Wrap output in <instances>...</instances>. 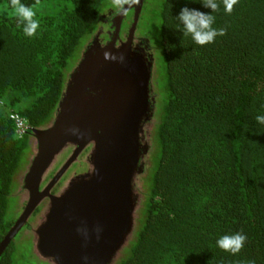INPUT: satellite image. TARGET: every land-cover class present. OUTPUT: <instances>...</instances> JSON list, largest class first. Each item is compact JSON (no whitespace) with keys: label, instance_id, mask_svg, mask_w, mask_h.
Returning a JSON list of instances; mask_svg holds the SVG:
<instances>
[{"label":"trees","instance_id":"obj_1","mask_svg":"<svg viewBox=\"0 0 264 264\" xmlns=\"http://www.w3.org/2000/svg\"><path fill=\"white\" fill-rule=\"evenodd\" d=\"M22 2L45 10L28 37L0 0V244L27 203L32 131L53 122L84 55L110 41L118 16L112 0ZM218 2L213 27L226 33L204 46L177 19L185 6L211 13L202 0H139L122 16L117 37L141 42L149 127L132 174L130 227L107 264H264V124L256 121L264 115V0H239L230 14ZM10 113L30 129L17 134ZM39 211L1 249L0 264H54L36 248ZM26 232L29 247L19 248ZM237 232L247 237L239 253L217 246Z\"/></svg>","mask_w":264,"mask_h":264},{"label":"water","instance_id":"obj_2","mask_svg":"<svg viewBox=\"0 0 264 264\" xmlns=\"http://www.w3.org/2000/svg\"><path fill=\"white\" fill-rule=\"evenodd\" d=\"M122 16L116 18L110 41L84 55L53 122L32 131L37 145L24 179L28 201L0 251L44 197L49 203L35 230L36 248L54 264H107L126 236L147 80L143 61L130 56V39L121 49L115 48ZM72 142L78 144L76 151L41 191L48 166ZM89 143L91 169L59 195H51L50 187Z\"/></svg>","mask_w":264,"mask_h":264},{"label":"clouds","instance_id":"obj_3","mask_svg":"<svg viewBox=\"0 0 264 264\" xmlns=\"http://www.w3.org/2000/svg\"><path fill=\"white\" fill-rule=\"evenodd\" d=\"M222 2L224 11L230 14L234 6L239 3V0H222ZM137 3H139V0H112L111 8L114 10L115 14L124 15L128 12V8H125V5L131 8ZM202 3L205 8L212 10L211 13L185 6L177 15V19L182 25L181 30L184 35H190L192 40L200 46L211 44L218 36H223L226 33V29L224 28L217 29L213 27L215 23L213 13L220 7L218 0H202ZM6 7L12 9L17 21V28H20L25 36L33 37L37 35L40 24L35 18L37 13L33 7L26 5L22 0H9V4ZM105 56L107 58L108 53H106ZM148 118L149 116H146L145 120ZM256 121L259 124H264V115H257ZM246 239V235L237 232L232 235L221 236L217 239L216 244L224 251L235 255L244 247Z\"/></svg>","mask_w":264,"mask_h":264},{"label":"flooded vegetation","instance_id":"obj_4","mask_svg":"<svg viewBox=\"0 0 264 264\" xmlns=\"http://www.w3.org/2000/svg\"><path fill=\"white\" fill-rule=\"evenodd\" d=\"M125 33H122L120 36L117 37L116 41H115V48L116 49H121L125 44H126V40H127V34L124 35ZM108 43V42H107ZM103 44L104 46L107 44ZM130 56L131 57H137L139 58V56H141V54L139 55L138 51H142L140 50V44L141 42L137 41V38L134 36V38H132L131 42H130ZM103 46V47H104ZM102 47V46H101ZM99 47V48H101ZM140 59V58H139ZM92 95H94V93H92ZM148 99V96H147ZM148 106V105H147ZM146 106V111L148 110ZM149 112H146L145 115H143L140 119H139V132H138V151L137 154L139 156H143L146 152V148H147V143H146V139L145 136L147 135V132H144V129L146 128L148 130L149 125L147 124V120L146 116H149L148 114ZM78 147V144L76 142H72V143H67L62 149L61 151H59V153H57V155L54 157V159L52 160L51 164L48 166L47 170L45 171V173L43 174L42 177V181L40 183V190L42 191L43 189L46 188V186L48 185V183L51 182L52 178L54 177V175L60 171L61 168H63V166L65 165V163L68 161L69 157L74 154V152L76 151ZM93 144L89 143L87 145H85L76 155V157L73 159V161L66 167L64 173L66 171H68L70 168L75 167V165L81 167L80 162L82 159H85L86 164H85V169L78 174H75L72 179L70 180V183L75 180L76 178H78L81 175H84L86 172H88L91 169V150H92ZM65 152V153H64ZM65 154V157H63L62 160H57L58 156L61 154ZM70 154V155H69ZM68 157V158H67ZM138 170V168L136 169ZM51 176H49V174H51ZM62 176V175H61ZM60 176V177H61ZM60 177L58 178V180L50 187L49 189V193L53 196H57L59 195V193L62 192V190L64 188H66L65 186H62L61 184L58 186L59 182L62 181V177L60 179ZM62 186V188H61ZM26 200L28 201V197L26 198ZM26 201V202H27ZM48 202L49 199L48 197H44L42 198L37 206H44L47 208L48 206Z\"/></svg>","mask_w":264,"mask_h":264},{"label":"rangeland","instance_id":"obj_5","mask_svg":"<svg viewBox=\"0 0 264 264\" xmlns=\"http://www.w3.org/2000/svg\"><path fill=\"white\" fill-rule=\"evenodd\" d=\"M36 12H43L45 9L42 7V6H38L36 7ZM140 30V31H139ZM141 27L137 30V33H140L141 32ZM142 34V33H141ZM126 35V33L124 34ZM36 140L34 139L33 140V149H32V154L34 155L35 152H36ZM65 153V152H64ZM61 154L58 156L57 160H62L63 157H65V154ZM70 155V154H69ZM68 158V157H67ZM85 164H86V161L85 159H82L81 162H80V165L81 167L75 165V167H72L70 168L68 171H66L65 175L62 177V181L59 182L58 186L61 184L62 186H65L67 187L69 184H70V180L72 179V177L75 175V174H78V173H81L84 169H85ZM61 186V188H62ZM63 191V190H62ZM26 197L27 195L24 194L21 198H20V202H23L24 200H26ZM19 204V199L17 200H13L12 201V205H11V210L14 212L17 208V205ZM48 207V206H47ZM46 207L44 206H40V211L37 213V215L35 216V221H34V224H35V228H37L41 221H42V218L44 216V213L46 211ZM24 230V229H23ZM33 234H30L29 232H26V233H23L22 235L20 234L21 237H18V240L19 243H18V246L19 248H28L29 247V237H31Z\"/></svg>","mask_w":264,"mask_h":264},{"label":"built area","instance_id":"obj_6","mask_svg":"<svg viewBox=\"0 0 264 264\" xmlns=\"http://www.w3.org/2000/svg\"><path fill=\"white\" fill-rule=\"evenodd\" d=\"M2 106V101L0 100V107ZM9 118L13 121L14 126H15V132L17 134H23L30 129L29 125L26 123V121L20 117L16 113H10Z\"/></svg>","mask_w":264,"mask_h":264}]
</instances>
